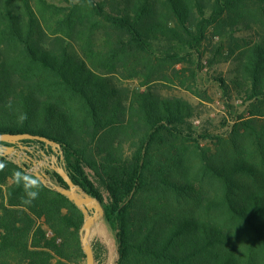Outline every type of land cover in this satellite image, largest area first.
Segmentation results:
<instances>
[{"label": "trees", "instance_id": "16d2710c", "mask_svg": "<svg viewBox=\"0 0 264 264\" xmlns=\"http://www.w3.org/2000/svg\"><path fill=\"white\" fill-rule=\"evenodd\" d=\"M65 1L0 0V133L62 145L60 164L101 201L115 232L114 264H264V33L237 37L264 22V0ZM104 26L115 30L108 48L72 46ZM211 33L217 56L238 60L234 80L218 78L224 95L237 91L246 104L226 138L196 136L181 99L131 97L110 74L137 54L195 67ZM201 138L228 149L210 152ZM22 144L36 145L33 159L54 155L45 142ZM30 166L0 154V264L80 262L84 213ZM32 179L39 195L29 203Z\"/></svg>", "mask_w": 264, "mask_h": 264}, {"label": "rangeland", "instance_id": "374dc122", "mask_svg": "<svg viewBox=\"0 0 264 264\" xmlns=\"http://www.w3.org/2000/svg\"><path fill=\"white\" fill-rule=\"evenodd\" d=\"M37 2L38 0H31ZM49 2H55L59 5L68 6L69 3L65 0H48ZM77 2L79 0H73ZM101 1V0H99ZM257 6H253L255 9ZM48 18L51 19L50 15ZM252 30L240 29L237 31V37H247L250 40L256 41V31L264 33V22L257 21L256 19L251 22ZM45 41H51L54 36L50 35ZM115 30L107 26H104L96 32L95 35L80 36L72 39V46L80 51L92 47L100 50L110 46V39H114ZM55 43H59L60 40L55 38ZM221 38L218 35L209 34L207 41L202 46L204 51L203 56L197 59L195 67L186 65L185 63L175 64L171 61H163L159 59L160 56L149 57L147 55L138 56L137 62L133 64L128 63L124 59L116 73H110L112 77L124 88L129 89L131 97L135 96L139 92L154 93L162 98H178L192 110L191 115L187 117V121L191 124V127L196 133L195 135L210 133L212 135H218L228 137L231 127L235 122V119L239 115L245 114L246 104L242 96H239L238 92L234 91L232 99L227 100L224 95L223 88L220 85L219 77L226 79L228 83L234 80L237 74L238 60L235 57H231L226 60L222 56H217V51L220 48ZM225 47H228V41L224 42ZM222 53H226V50ZM218 59H217V58ZM200 61V62H198ZM187 67L194 68L196 71L195 78H192L191 70L187 71ZM186 71L184 72V70ZM192 87V92L187 88ZM249 117V116H247ZM22 144V142H21ZM200 144L202 147L207 148L210 152L226 151L228 145L221 144L219 140L212 138H201ZM24 145V144H22ZM181 145V142H178ZM26 146V145H24ZM36 145H32L30 150H33ZM126 152L130 153V146L127 143L124 144ZM30 150L26 152V149H18V154L13 155L12 159L18 162H26L25 158L31 156ZM193 150V148H192ZM55 155V152H54ZM54 155H42L40 158L34 160H42L44 165H48L46 168L44 165L39 164L40 170L53 171L50 164L53 162ZM61 160V161H60ZM62 159H59V164L63 163ZM30 169L37 166L34 161L30 163ZM60 164V165H61ZM51 175V174H50ZM52 176V175H51ZM53 178V176H52ZM54 180V179H53ZM55 181V180H54ZM56 182V181H55ZM101 190L108 197V193L105 188L98 183ZM85 222V217H84ZM84 224V223H83ZM82 229V228H81ZM90 242L94 247V250L98 252V260L96 264H114L117 259V241L114 230L106 222L105 217L101 218L93 226ZM82 243V242H81ZM87 258H83L78 263L73 264H86Z\"/></svg>", "mask_w": 264, "mask_h": 264}, {"label": "water", "instance_id": "95a60500", "mask_svg": "<svg viewBox=\"0 0 264 264\" xmlns=\"http://www.w3.org/2000/svg\"><path fill=\"white\" fill-rule=\"evenodd\" d=\"M27 139L39 140L45 142L47 146H52L55 155L53 156V162L50 164V166L54 171L59 173L64 178V180L68 184L67 187L59 185L53 180L52 176H50L47 171L39 169V164L44 165L42 160H34L30 156L28 158H25V161L27 163H31L34 161L37 166H35V168L33 169H29V171L37 176L46 185L67 196L82 210L85 216V222L81 229V242L87 258L86 264H96L95 250L90 242V235L95 223L105 215L104 207L101 201L98 198L90 195L80 185L76 184L65 167L59 164V159H64V152L62 150V145L55 140H52L46 136L34 135L30 133H0V154L3 156L13 157V155L18 154V149L16 147L17 144L20 145L21 149H26L27 152L28 150H30L29 147L21 144L22 141ZM2 143H8V145ZM44 166L46 168L49 167L48 165Z\"/></svg>", "mask_w": 264, "mask_h": 264}, {"label": "clouds", "instance_id": "9594fccd", "mask_svg": "<svg viewBox=\"0 0 264 264\" xmlns=\"http://www.w3.org/2000/svg\"><path fill=\"white\" fill-rule=\"evenodd\" d=\"M39 188V181L37 179H32L29 183H26L25 186V192L26 196L28 197L26 202H31V200H34L38 197L39 192L34 189Z\"/></svg>", "mask_w": 264, "mask_h": 264}, {"label": "built area", "instance_id": "2783aa9c", "mask_svg": "<svg viewBox=\"0 0 264 264\" xmlns=\"http://www.w3.org/2000/svg\"><path fill=\"white\" fill-rule=\"evenodd\" d=\"M50 175V174H49ZM51 176V175H50Z\"/></svg>", "mask_w": 264, "mask_h": 264}]
</instances>
